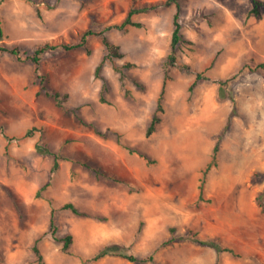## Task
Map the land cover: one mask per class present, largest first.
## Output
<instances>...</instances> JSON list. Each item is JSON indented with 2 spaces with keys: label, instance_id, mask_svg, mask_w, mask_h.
Segmentation results:
<instances>
[{
  "label": "rangeland",
  "instance_id": "374dc122",
  "mask_svg": "<svg viewBox=\"0 0 264 264\" xmlns=\"http://www.w3.org/2000/svg\"><path fill=\"white\" fill-rule=\"evenodd\" d=\"M175 1L184 40L170 60ZM144 6L151 8L133 17L142 26L117 27ZM253 6L252 0H0L2 41L21 48L20 57L0 50V264H39L35 244L44 264H264V74L256 69L264 62V8L255 16ZM108 26L124 57L108 59L100 77L95 70L107 49L99 35L89 38L91 52L60 48L39 65L27 59L47 42L74 43ZM125 62L134 65L115 68ZM45 86L67 99L58 103ZM163 88L161 120L147 135ZM230 96L236 112L222 135ZM219 139L205 183L209 201H200ZM37 141L60 153L57 168L54 156L37 151ZM53 209L58 236H73L67 248L50 233ZM189 232L238 255L183 239ZM106 245L141 257L153 253L154 261L120 255L92 261Z\"/></svg>",
  "mask_w": 264,
  "mask_h": 264
},
{
  "label": "trees",
  "instance_id": "16d2710c",
  "mask_svg": "<svg viewBox=\"0 0 264 264\" xmlns=\"http://www.w3.org/2000/svg\"><path fill=\"white\" fill-rule=\"evenodd\" d=\"M252 1H253L254 6L251 9L250 14H254L255 16H260L262 13V9L264 8V0H252ZM175 3L177 5V12L174 15L172 52L168 56V59H170V60H174V58H175L174 52H175L177 46L179 45V43H181L184 40L183 34L181 32L182 24L180 22V11H181L182 5L178 1H175ZM167 4H171V1H168ZM150 8L151 7H149V6H144V7H140V8L131 9L130 12L128 13L127 17L125 18V20L121 24L117 25V27L120 29H126L129 26H142V22L135 21L133 19V17L135 15H137L138 13L148 11ZM111 27L112 26H108L105 29H102L99 31L89 29L84 34H82L79 41L74 42V43H65V42L64 43H51V42H47V43L37 47L35 49L34 53L29 55L27 57V59L31 60L36 65H39L43 55L46 52L54 51V50L60 49V48L65 50V51H72L74 49L85 48L88 52H91L90 48L88 47L89 38L94 36V35H99L102 37V41H103V43L107 49V54L103 57V59L97 65L96 70H95V76L100 77L104 63L108 59L114 60L117 58H123L124 57V52L121 50L120 46L115 44L114 42H112L106 34V31L109 30ZM3 38H4V29L2 26V22L0 20V50L9 52L12 55H16V56L20 57L21 48L18 46H9V45L5 44L2 41ZM133 65H134V63H132V62H125L122 66L116 64L115 68L118 71H121L123 68H130ZM256 69H262L263 74H264V62L257 64ZM42 78H45V76H42ZM167 78H168V76L166 75L164 87L167 83ZM198 79H199V76L196 78V81ZM196 81L194 82V84L196 83ZM224 83H221V87H220V95L222 97H225ZM106 88H107V83H104L103 93L105 92ZM43 90L45 91V94L47 96L54 98L56 101H58V103L63 102L68 97V94H66V93L63 94V93H61L57 90H54L52 88H49L47 86H45L43 88ZM163 94H164V88H163L162 93H161L160 98H159L158 109H157L156 113L154 114L152 121H151V123L147 129V135H151L156 130L157 125L161 120L159 112H161L163 110V105H162ZM230 98L233 102V109H232L230 118H229V120H228V122H227V124L223 130L222 135L227 131L229 124H230L231 116L236 112V101L232 96H230ZM101 99H102V101H105V98L103 96L101 97ZM32 133H33L32 131H28L24 135V137L31 136ZM219 142H220V139L218 140V142L214 146V155H213L212 161L208 164V166L206 167V169L203 172V176H202V180H201V184H200V193H199V200L200 201H206V200L209 201V199L205 198V183H206V178H207L208 172L216 164V156H217V152L219 150ZM36 149L39 153H41L43 155L54 156L56 159L55 168H57L58 159L60 158V153L58 151L51 148L48 144L40 142V141H37ZM142 155L146 156L144 154H142ZM93 169L97 173L105 174V172H103L100 168L93 166ZM110 177L116 179L114 176H110ZM63 208L70 209L73 212L78 213V214L80 213L78 208L73 203H66L63 205ZM57 231H58V226L56 223V211H55V209H53L52 210L51 223H50V233H51L54 240L64 241L65 247L66 248L69 247L73 243V236L71 234H69L65 237L60 238L57 234ZM182 238L188 239L192 242H195V243H198L201 245H206V246L212 247V248H214V250L218 254H220L222 252H230L232 254L238 255L237 252L235 251V249L222 245L221 242L217 239H204V238L197 236L196 233H192V232H189L187 235L182 236ZM125 249H126L125 247H122L120 245H106L100 251H98L91 258V260L97 261V260H99V259H101L107 255H120V256H123V257L127 258L128 260L136 262V263H145V262H149V261H154V254L153 253L141 257V256H137L135 254L129 253ZM34 251L38 256L39 264H44L43 255L41 254L37 244H35V246H34Z\"/></svg>",
  "mask_w": 264,
  "mask_h": 264
}]
</instances>
